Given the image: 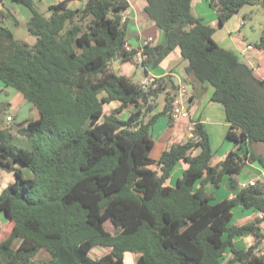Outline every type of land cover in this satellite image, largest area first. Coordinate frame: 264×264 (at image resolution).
Listing matches in <instances>:
<instances>
[{
  "label": "trees",
  "instance_id": "1",
  "mask_svg": "<svg viewBox=\"0 0 264 264\" xmlns=\"http://www.w3.org/2000/svg\"><path fill=\"white\" fill-rule=\"evenodd\" d=\"M14 1L30 8L26 27L36 40L20 41L0 24V79L34 103L41 117L25 128L31 147L16 145L8 128L0 130V169L16 174L0 193V211L14 223L0 241V264H36L32 259L42 248L52 255L44 264H125L127 252L140 254L137 264H264V254L256 252L263 240L264 181L220 202H213L203 186L195 190L200 179L219 186L226 175L230 187H237L235 176L249 146L264 143V80L214 39L215 28L193 13L192 0H146L166 42H147L141 53L147 72L180 49L189 62L186 82L214 87L211 99L224 106L228 137L236 147L218 166L210 164L213 151L200 122L193 128L196 138L172 144L157 161L151 157L152 127L161 115L174 117L179 84L167 75L145 88L112 69V62L132 61L140 51L128 48L122 15L128 0H87L81 8L64 0L48 15L33 0ZM258 3L211 0L221 24ZM257 45L264 47V30ZM163 93L164 111L147 119ZM113 101L119 105L106 112ZM130 105L136 110L122 117ZM196 147H201L198 154ZM249 158L264 165L254 151ZM181 160L189 166L170 186L167 180ZM239 205L263 216L229 225ZM245 234H253L256 243L233 248L227 259L233 237ZM16 237L21 243L15 249ZM98 245L111 252L93 258Z\"/></svg>",
  "mask_w": 264,
  "mask_h": 264
},
{
  "label": "crops",
  "instance_id": "2",
  "mask_svg": "<svg viewBox=\"0 0 264 264\" xmlns=\"http://www.w3.org/2000/svg\"><path fill=\"white\" fill-rule=\"evenodd\" d=\"M36 8L46 15L49 14L52 5H55L64 0H33ZM86 0H70L68 5L71 8H81ZM129 7L122 15L126 22V36L128 39L129 49H140L134 61L121 62L114 61L112 66L118 74H125L133 78L135 74L134 64L138 62L140 57H144L141 53L142 45L145 42L156 44H165L166 35L153 21L146 11V0H128ZM193 13L201 17L204 22L215 28L214 39L223 47L233 50L242 62L253 69L255 75L264 80V47L257 45L259 42L263 27L247 22V17L255 13V5H245L238 13L234 14L228 21L221 24L216 9L211 5V0H192ZM32 12L30 8L22 3L14 0L0 1V24L17 31L20 26H26ZM189 62L181 55L180 49L174 50L169 54L158 66L147 67L145 69V77L157 78L170 75L173 79L176 78L177 84L183 81H188L186 68ZM145 68V67H144ZM134 79V78H133ZM193 96L186 102V107L189 112L188 116L180 118L170 117L169 114H164L158 117L153 128L154 147L151 152V157L157 161L164 150L168 149L172 144L183 143L190 138V128L192 123L200 122L208 133L213 156L210 164L218 166L221 164L227 155L235 150V141L228 137L231 124L226 119L224 106L218 102L212 101L211 97L214 92V87L210 83H193ZM166 94V93H165ZM165 94L156 100V106L153 111L148 112L149 116L161 113L165 109ZM116 101L111 102L106 108L112 109L118 106ZM105 108V110H106ZM136 110L134 105L128 106L122 117L126 118L129 114ZM12 116L9 120L8 117ZM41 117L39 108L28 100L21 91L14 87L6 85L0 79V130L8 128L13 135V142L22 147H31L33 141L26 138L31 136L25 133L27 123L32 120H37ZM23 138L26 142L22 143L16 139ZM248 156L244 157V152L241 155L244 157V166L239 174L235 176L237 187H230V176H224L221 184L216 186L211 181L202 182L200 179L195 184V190L203 186L205 192L212 197L213 202H220L227 198H233L239 189L242 182L250 180L264 181V165L256 160L251 161L250 155L254 151L257 155L264 157V143L249 146ZM201 147H196L194 153L198 154ZM22 168L26 176H31V171L28 167L21 163L15 164ZM189 163L186 160L179 161L171 172V176L167 180V184L175 186L177 180L182 177L184 171L188 168ZM16 180L14 171L0 169V193L7 189ZM262 216V213L255 208H247L239 205L233 210V217L229 225H243L249 222L256 221ZM14 226L13 221L9 220L5 212L0 211V241L5 239ZM263 240L259 246L264 243V222L261 223ZM229 234H225L228 238ZM21 243V238L16 237L12 243L13 248H17ZM256 243V237L253 234H245L233 237V245L228 246L225 252L227 259L233 257V248L246 250ZM98 248V249H97ZM97 258L111 252L110 247H97ZM95 249V250H96ZM140 254L136 252H127L125 258H130V261L125 264H137ZM93 258H96L94 255ZM52 259L51 253L42 248L32 259L36 264H44Z\"/></svg>",
  "mask_w": 264,
  "mask_h": 264
},
{
  "label": "rangeland",
  "instance_id": "3",
  "mask_svg": "<svg viewBox=\"0 0 264 264\" xmlns=\"http://www.w3.org/2000/svg\"><path fill=\"white\" fill-rule=\"evenodd\" d=\"M262 3H263V1L259 0V3L255 5V8H256L255 13L252 14L251 16L247 17V22L250 23V24L256 25L257 27H261L262 26L264 28V6H263ZM13 32H14L16 38L18 40H20V41L27 42L29 44H33L35 42V40H36V37L29 32V30L27 29V27L25 25L24 26H20L17 29V31L13 30ZM143 59L144 58L140 57L138 62L133 63L134 64V70H135V74H134L133 78H134L135 82H140L145 77V69H146V67L143 65ZM132 61H134V60H132ZM124 63H126V62H124ZM111 67H112V69H114L113 67H115V66L111 65ZM174 81L177 83L176 78L174 79ZM110 111H112V110L111 109L108 110L106 108V112H110ZM153 128H154V126L152 127V131H153ZM26 138L29 140V144H30V141H33L32 137L29 138L27 136ZM18 141H20L22 143L26 142V140H24L23 138H18V139L15 140L16 143H18ZM110 224L111 223H109V228L111 227V230L114 231V227H112ZM101 246L102 245H98V246L93 247L92 251L90 253L91 256L94 255L97 258V256H98L97 255V249H98L97 247H101ZM129 261H130V258H127V259L125 258V263H128Z\"/></svg>",
  "mask_w": 264,
  "mask_h": 264
},
{
  "label": "built area",
  "instance_id": "4",
  "mask_svg": "<svg viewBox=\"0 0 264 264\" xmlns=\"http://www.w3.org/2000/svg\"><path fill=\"white\" fill-rule=\"evenodd\" d=\"M123 21H125V17H123ZM146 43L147 42L143 43L142 47ZM154 80H155V78L147 77L142 82V85L145 88H148V87L151 86V84L154 82ZM192 93H193V85L192 84H189V83H187L185 81H183V82H181L179 84L178 93H177L176 100L174 102V106H173V109H172L174 118L177 119V118L189 115V112H188L187 107H186V102L191 98ZM8 119L11 120L12 116H9ZM195 124L196 123H192L191 124L190 138H196V136H195V134L193 132V128H194ZM256 183H257V180H250L248 182H242L241 183V188H248V187L256 185ZM262 216H263V214H262ZM256 252L258 254H261V255L264 254V243L262 244V246H260V247H258L256 249Z\"/></svg>",
  "mask_w": 264,
  "mask_h": 264
},
{
  "label": "clouds",
  "instance_id": "5",
  "mask_svg": "<svg viewBox=\"0 0 264 264\" xmlns=\"http://www.w3.org/2000/svg\"><path fill=\"white\" fill-rule=\"evenodd\" d=\"M143 48V47H142ZM141 85H142V83H141Z\"/></svg>",
  "mask_w": 264,
  "mask_h": 264
}]
</instances>
